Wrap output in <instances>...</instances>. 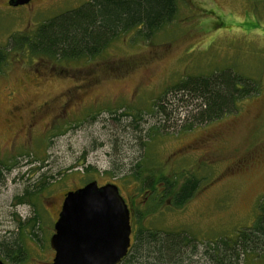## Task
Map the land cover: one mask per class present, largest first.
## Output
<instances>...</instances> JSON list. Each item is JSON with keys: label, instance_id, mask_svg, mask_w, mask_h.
<instances>
[{"label": "rangeland", "instance_id": "obj_1", "mask_svg": "<svg viewBox=\"0 0 264 264\" xmlns=\"http://www.w3.org/2000/svg\"><path fill=\"white\" fill-rule=\"evenodd\" d=\"M90 1L0 0V47ZM178 2L175 19L149 40L132 30L90 59L8 52L0 72V245L19 239L26 258L10 262L0 250L4 264H50L65 194L90 181L117 186L131 236L146 229L190 238L183 264H208V243L252 226L264 203V0ZM223 69L257 90L219 118L198 121L195 98L165 93ZM137 163L199 185L181 206L165 197L153 208L151 193L130 177ZM234 263L264 264V253Z\"/></svg>", "mask_w": 264, "mask_h": 264}, {"label": "trees", "instance_id": "obj_2", "mask_svg": "<svg viewBox=\"0 0 264 264\" xmlns=\"http://www.w3.org/2000/svg\"><path fill=\"white\" fill-rule=\"evenodd\" d=\"M178 0H92L78 8L61 13L38 25L32 36L13 35L6 47H0V72L10 50L28 49L30 53L55 59H90L98 55L120 35L135 30L136 35L149 40L171 23L178 11ZM256 82L230 69L208 75L183 78L165 93L192 96L198 101V121H211L232 110L237 100L256 92ZM86 170H89L88 168ZM2 170L0 169V176ZM130 177L140 190L149 191L150 204L171 197L179 207L196 191V177L167 178L162 173L145 169L137 163ZM160 184L161 190L158 192ZM27 196L32 194L26 191ZM25 197H20L23 201ZM148 202V203H149ZM154 208V206L152 205ZM142 214L137 216L138 221ZM35 219L32 223L35 224ZM181 233L138 230L133 234L127 255L120 264H183L192 258L186 251L190 238ZM196 245L191 252L195 253ZM4 259L24 260L26 249L19 239L0 245ZM264 253V203L258 207L251 227L242 228L233 237L218 238L204 248L208 264H235L234 261L250 253ZM191 260V259H188ZM191 262V261H190Z\"/></svg>", "mask_w": 264, "mask_h": 264}, {"label": "water", "instance_id": "obj_3", "mask_svg": "<svg viewBox=\"0 0 264 264\" xmlns=\"http://www.w3.org/2000/svg\"><path fill=\"white\" fill-rule=\"evenodd\" d=\"M30 1L8 0V5ZM131 232L130 213L117 186L90 181L65 194L49 240L54 252L50 264H120Z\"/></svg>", "mask_w": 264, "mask_h": 264}, {"label": "flooded vegetation", "instance_id": "obj_4", "mask_svg": "<svg viewBox=\"0 0 264 264\" xmlns=\"http://www.w3.org/2000/svg\"><path fill=\"white\" fill-rule=\"evenodd\" d=\"M31 1H32V0H31ZM31 1H30V2H31ZM30 2H29V3H30ZM29 3H28V4H29ZM130 217H131V214H130Z\"/></svg>", "mask_w": 264, "mask_h": 264}, {"label": "bare ground", "instance_id": "obj_5", "mask_svg": "<svg viewBox=\"0 0 264 264\" xmlns=\"http://www.w3.org/2000/svg\"><path fill=\"white\" fill-rule=\"evenodd\" d=\"M7 2H8V0H7Z\"/></svg>", "mask_w": 264, "mask_h": 264}]
</instances>
